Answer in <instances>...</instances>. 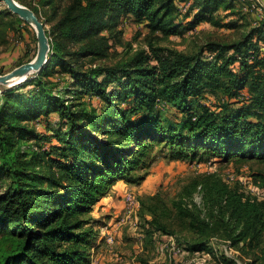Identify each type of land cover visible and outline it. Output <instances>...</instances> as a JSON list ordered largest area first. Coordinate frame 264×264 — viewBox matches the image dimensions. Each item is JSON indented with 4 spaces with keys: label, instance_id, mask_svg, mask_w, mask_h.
<instances>
[{
    "label": "trees",
    "instance_id": "16d2710c",
    "mask_svg": "<svg viewBox=\"0 0 264 264\" xmlns=\"http://www.w3.org/2000/svg\"><path fill=\"white\" fill-rule=\"evenodd\" d=\"M236 2L191 0L183 15L175 0L22 2L39 19V8L50 12V51L38 73L0 88V237L14 238L0 264H90L99 232L87 214L144 165L155 142L169 145L176 159L264 162V19L238 40L208 42L197 53L151 47L122 66L83 63L105 56L109 37L102 33L122 16L153 33L180 35L201 23L223 26L216 14L234 15ZM54 75H65L66 86L43 79ZM207 90L232 101L208 104ZM83 97L105 106L86 107ZM200 189L201 232L183 250L206 252L217 236L241 250L264 243V201L220 179Z\"/></svg>",
    "mask_w": 264,
    "mask_h": 264
},
{
    "label": "rangeland",
    "instance_id": "374dc122",
    "mask_svg": "<svg viewBox=\"0 0 264 264\" xmlns=\"http://www.w3.org/2000/svg\"><path fill=\"white\" fill-rule=\"evenodd\" d=\"M16 1L22 4L24 0ZM190 1L175 0L179 14L187 12ZM258 1L237 0L234 15L223 10L216 14L223 26L201 23L180 35L153 33L132 16H122L117 28L111 33H102L109 37L105 56L83 58V63L87 68L94 59L95 65L115 67L122 66L138 51H148L151 47L192 54L202 51L208 42H234L261 22L264 0ZM252 4L256 5L255 8ZM0 11V74H6L31 61L37 53L38 44L34 28L25 22H17L15 14L9 11L3 0L0 1ZM7 11L10 15L5 13ZM39 16L45 29L50 30V12L39 8ZM230 22L236 23V27L226 26ZM76 46H72V49ZM65 77L54 75L43 79L54 83L53 87L60 88L67 84ZM25 81L12 86L0 84V88L17 86ZM245 96L243 94L242 99ZM227 100L220 91L207 90L203 101L223 105ZM81 102L86 107L94 106L98 110L105 106L97 97H83ZM51 117L52 125L57 122V116ZM35 126L39 125L35 123ZM40 130L43 132L45 129L40 127ZM168 146L165 142H155L144 165L132 172L130 178L118 179L92 212L87 214L90 224L99 232L96 240L98 247L93 251L90 264H94L95 255L101 251L106 257L100 256L95 264H264V243L256 249L247 247L241 250V244L231 247L228 241L217 236L208 242L210 252L191 254L182 248L184 243L193 241L201 232L197 224L204 211L201 183L208 178L220 179L237 187L245 197L264 201V162L227 161L207 156L194 161L189 158L176 159L171 157ZM43 147L48 151L50 142L43 144ZM128 193L135 199L133 205L125 203ZM106 235L112 236L113 240L108 242ZM13 239L0 237V253L11 247ZM176 247L181 251L178 252Z\"/></svg>",
    "mask_w": 264,
    "mask_h": 264
},
{
    "label": "water",
    "instance_id": "95a60500",
    "mask_svg": "<svg viewBox=\"0 0 264 264\" xmlns=\"http://www.w3.org/2000/svg\"><path fill=\"white\" fill-rule=\"evenodd\" d=\"M3 2L9 11L34 28L38 44L37 53L31 61L21 64L9 73L0 74V84L12 86L25 81L30 75L38 73L44 67L48 60L50 40L44 23L31 9L16 0H3Z\"/></svg>",
    "mask_w": 264,
    "mask_h": 264
},
{
    "label": "built area",
    "instance_id": "2783aa9c",
    "mask_svg": "<svg viewBox=\"0 0 264 264\" xmlns=\"http://www.w3.org/2000/svg\"><path fill=\"white\" fill-rule=\"evenodd\" d=\"M257 2H259L258 0H256ZM255 4H252V7L253 8H255ZM261 19H264V12L262 13V15H261V17H260ZM249 194V193H248ZM247 194V195H248ZM125 203H127V204H129V205H133L134 203H135V199H134V197H133V195L132 194H130V193H128L126 196H125ZM106 240L108 241V242H111L113 239H112V236H109V235H106ZM176 250L178 251V252H180L181 250L178 248V247H176ZM184 252V251H183ZM186 252V251H185ZM186 253H188V252H186ZM197 254L198 253H201V252H196Z\"/></svg>",
    "mask_w": 264,
    "mask_h": 264
},
{
    "label": "crops",
    "instance_id": "0c3cea01",
    "mask_svg": "<svg viewBox=\"0 0 264 264\" xmlns=\"http://www.w3.org/2000/svg\"><path fill=\"white\" fill-rule=\"evenodd\" d=\"M99 253V254H98ZM96 255H95V257H94V264L99 260L98 258H100V256H102L101 258H104V257H106L105 256V254H104V252L103 251H101V252H98ZM109 260V259H108ZM93 264V263H92Z\"/></svg>",
    "mask_w": 264,
    "mask_h": 264
}]
</instances>
